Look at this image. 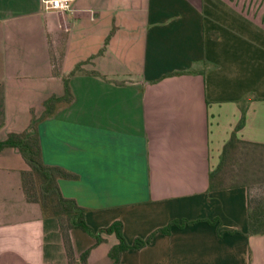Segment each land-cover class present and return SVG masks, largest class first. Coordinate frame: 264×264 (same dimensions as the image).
<instances>
[{
  "label": "crops",
  "instance_id": "1",
  "mask_svg": "<svg viewBox=\"0 0 264 264\" xmlns=\"http://www.w3.org/2000/svg\"><path fill=\"white\" fill-rule=\"evenodd\" d=\"M88 59L105 77H70L73 99L38 125L43 160L78 175L58 183L96 231L122 221L132 243L180 221L121 264H264L249 188L210 189L243 110L238 136L264 144V0H0V141ZM28 168L17 147L1 150L0 264H70L58 218L26 198ZM70 234L77 260L115 264V233Z\"/></svg>",
  "mask_w": 264,
  "mask_h": 264
},
{
  "label": "trees",
  "instance_id": "2",
  "mask_svg": "<svg viewBox=\"0 0 264 264\" xmlns=\"http://www.w3.org/2000/svg\"><path fill=\"white\" fill-rule=\"evenodd\" d=\"M91 59L78 63L74 69L64 78L65 94L62 96L51 95L45 100V112L41 117H37L32 112V119L29 127L21 132H10L8 136L0 141V152L3 148L13 146L17 147L29 168L21 172L22 187L29 202H38L41 204L45 214L55 216L60 223L61 233L65 242L70 264H87L90 250H86L77 260L73 249L70 231L73 228H81L96 238V243L104 240L103 233H115L119 242L111 247L109 255L114 259L115 264H121V255L127 250H138L147 246L155 233L161 231L170 233L174 225H180L178 219L171 221L168 225L159 228L146 238H136L129 243L123 234V222L114 221L107 227L94 230L85 220V208L81 206L74 198L66 197L59 186V178L75 179L78 175L68 171L63 167L48 165L43 160L42 146L39 133V123L41 120L52 115L55 112L57 104L64 101L70 102L73 94L69 85V79L79 72H86L92 75L103 76L95 70H85L84 64ZM123 84L124 81H116ZM245 122V110L243 116L233 131L229 140L225 143L221 160L219 164L211 170L210 189H219L229 186L246 185L249 188L248 200V233L250 235L264 234V197L255 198L251 195V184L247 181H239L242 175L237 171V165L242 167V162L237 161L235 155L241 147H252L258 150L264 158V144L260 142H251L241 139L239 131ZM230 181V182H229ZM183 223L191 224L192 221L183 220Z\"/></svg>",
  "mask_w": 264,
  "mask_h": 264
},
{
  "label": "rangeland",
  "instance_id": "3",
  "mask_svg": "<svg viewBox=\"0 0 264 264\" xmlns=\"http://www.w3.org/2000/svg\"><path fill=\"white\" fill-rule=\"evenodd\" d=\"M235 158L242 162V167L237 165V171L242 173L238 180L251 184L253 197H264V158L260 152L250 146L241 147Z\"/></svg>",
  "mask_w": 264,
  "mask_h": 264
},
{
  "label": "built area",
  "instance_id": "4",
  "mask_svg": "<svg viewBox=\"0 0 264 264\" xmlns=\"http://www.w3.org/2000/svg\"><path fill=\"white\" fill-rule=\"evenodd\" d=\"M74 0H44L47 9L66 10L72 8Z\"/></svg>",
  "mask_w": 264,
  "mask_h": 264
}]
</instances>
